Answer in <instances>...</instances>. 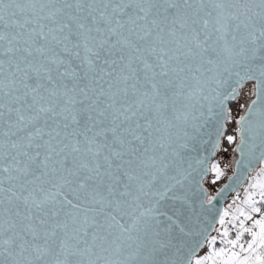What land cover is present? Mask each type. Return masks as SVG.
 Wrapping results in <instances>:
<instances>
[{
  "label": "snow or ice",
  "instance_id": "6c2138e0",
  "mask_svg": "<svg viewBox=\"0 0 264 264\" xmlns=\"http://www.w3.org/2000/svg\"><path fill=\"white\" fill-rule=\"evenodd\" d=\"M0 264H264V0H0Z\"/></svg>",
  "mask_w": 264,
  "mask_h": 264
},
{
  "label": "rangeland",
  "instance_id": "374dc122",
  "mask_svg": "<svg viewBox=\"0 0 264 264\" xmlns=\"http://www.w3.org/2000/svg\"><path fill=\"white\" fill-rule=\"evenodd\" d=\"M216 161L220 163L221 167L223 170H225V177L221 179V181L218 183L217 187H219L220 184H222L224 182V180L226 179L227 176H229L232 172V167H233V162L231 160V154L230 153H221L217 158ZM255 176V171L252 172L251 174H249L248 176V184L243 188L242 192H238L236 194V196L238 197L239 202L242 201L244 199V197L242 198V196H245V189H247L249 187V181L252 179V177ZM232 202H229L225 205V207H227L228 204H231ZM245 239H247V237H245Z\"/></svg>",
  "mask_w": 264,
  "mask_h": 264
},
{
  "label": "water",
  "instance_id": "95a60500",
  "mask_svg": "<svg viewBox=\"0 0 264 264\" xmlns=\"http://www.w3.org/2000/svg\"><path fill=\"white\" fill-rule=\"evenodd\" d=\"M233 166H234V165H233ZM250 172L252 173V172H254V170H250ZM230 175H232V172H231ZM230 175H229V176H230ZM248 176H249V172H245V173L240 177V179H239L238 181H234V182H233V184H232V188H231V191L229 192L227 199L221 203V207H225V205L229 202L230 197H231L233 194H235V193H236V192L242 187V185L244 184L245 181L248 180ZM225 183H228L227 179L224 181V183H223L220 187H223V185H224Z\"/></svg>",
  "mask_w": 264,
  "mask_h": 264
},
{
  "label": "built area",
  "instance_id": "2783aa9c",
  "mask_svg": "<svg viewBox=\"0 0 264 264\" xmlns=\"http://www.w3.org/2000/svg\"><path fill=\"white\" fill-rule=\"evenodd\" d=\"M248 184V180L247 181H245L244 182V184L242 185V187L235 193V194H233L231 197H230V202H232L233 200H236L237 202H239V200H238V197L236 196V194L238 193V192H242V190H243V188L246 186Z\"/></svg>",
  "mask_w": 264,
  "mask_h": 264
},
{
  "label": "trees",
  "instance_id": "16d2710c",
  "mask_svg": "<svg viewBox=\"0 0 264 264\" xmlns=\"http://www.w3.org/2000/svg\"><path fill=\"white\" fill-rule=\"evenodd\" d=\"M225 180H226V179H225ZM225 180H224V181H225ZM223 183H224V182H223ZM223 183H222V184H223ZM222 184H220L219 187H220ZM243 197H244V195L242 196V198H243Z\"/></svg>",
  "mask_w": 264,
  "mask_h": 264
}]
</instances>
